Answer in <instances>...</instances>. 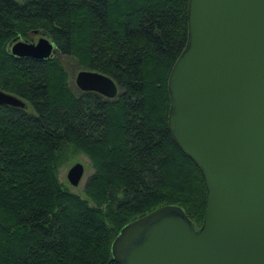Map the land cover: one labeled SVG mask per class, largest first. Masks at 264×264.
Wrapping results in <instances>:
<instances>
[{
	"label": "trees",
	"instance_id": "1",
	"mask_svg": "<svg viewBox=\"0 0 264 264\" xmlns=\"http://www.w3.org/2000/svg\"><path fill=\"white\" fill-rule=\"evenodd\" d=\"M188 9L189 0H0V88L27 104L0 106V264H120V231L164 206L201 228L206 184L168 125ZM35 32L112 78L120 95L75 93L58 57L12 56L10 43ZM70 145L97 169L88 200L57 178Z\"/></svg>",
	"mask_w": 264,
	"mask_h": 264
},
{
	"label": "water",
	"instance_id": "2",
	"mask_svg": "<svg viewBox=\"0 0 264 264\" xmlns=\"http://www.w3.org/2000/svg\"><path fill=\"white\" fill-rule=\"evenodd\" d=\"M37 35L39 32H35ZM20 37L17 58L57 57L46 34ZM76 86L108 100L109 76L82 70ZM169 129L201 170L207 210L196 229L185 211L164 206L126 225L112 244L120 264H264V0H189L188 43L169 76ZM0 106L26 109L0 88ZM84 165L68 173L79 186Z\"/></svg>",
	"mask_w": 264,
	"mask_h": 264
},
{
	"label": "rangeland",
	"instance_id": "3",
	"mask_svg": "<svg viewBox=\"0 0 264 264\" xmlns=\"http://www.w3.org/2000/svg\"><path fill=\"white\" fill-rule=\"evenodd\" d=\"M42 36L33 35L32 38L34 42L38 43L39 39ZM58 59L60 60L64 71L68 75V83L71 89L76 93L80 90L76 86V77L77 74L84 70L80 61L73 57H63L57 54ZM87 70V69H85ZM59 166L57 171V178L59 183L63 186V188L69 191L72 194L80 196L82 199L88 200V196L86 194V186L89 183L91 177L97 172V169L92 162L91 158L85 152L81 151L74 145H70L60 154ZM82 164L85 168V173L83 179L79 186H72L68 180V173L72 167L76 164Z\"/></svg>",
	"mask_w": 264,
	"mask_h": 264
},
{
	"label": "flooded vegetation",
	"instance_id": "4",
	"mask_svg": "<svg viewBox=\"0 0 264 264\" xmlns=\"http://www.w3.org/2000/svg\"><path fill=\"white\" fill-rule=\"evenodd\" d=\"M33 35H36L37 36V34L36 33H34ZM38 35H40V36H43L42 35V33H39ZM24 41H30V42H33L34 41V39L31 37L30 39H23ZM10 50V49H9Z\"/></svg>",
	"mask_w": 264,
	"mask_h": 264
}]
</instances>
